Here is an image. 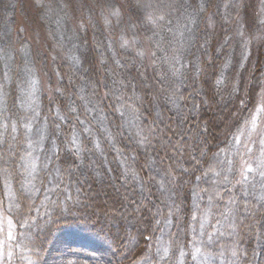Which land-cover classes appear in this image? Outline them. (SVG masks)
<instances>
[{
	"label": "trees",
	"instance_id": "16d2710c",
	"mask_svg": "<svg viewBox=\"0 0 264 264\" xmlns=\"http://www.w3.org/2000/svg\"><path fill=\"white\" fill-rule=\"evenodd\" d=\"M42 2L51 5V8L41 10L37 0H0V49L3 50L0 51V84L3 85L0 94V133L14 144L12 160L16 161L13 165L16 171L9 169L11 175L6 182L4 162L0 160V233L7 234L2 228L9 223V232L16 241H5L2 245L3 250L14 252L8 264H29L30 260H36L30 243L32 233L46 239L38 264H137V253L146 249L150 242L139 234L144 231V224L140 223L142 213H134V206L130 207L124 196L139 198L140 188L134 176L148 180L146 170L142 169V150L136 148L129 133L135 132L132 125L151 122L153 117L148 110H155L157 103L154 95L145 90L156 83L152 61L141 62L136 56L141 45L149 48L147 36L151 33L141 30V25L128 8L127 0H110L113 10H119L120 16L105 12L108 22L99 9L95 13H89L86 8L82 13H74L71 9L60 11L55 0ZM195 3H207V0H195ZM195 3L193 9H189L193 13L191 20L194 23L173 19V24L181 32L186 24L193 30L190 50L188 44L183 46L184 55L199 68L197 75L190 64L192 75L196 76L195 82L185 80L180 91L186 97L184 103L191 107L193 103H200L205 93L217 90L218 104H203L190 113L195 116L190 120V125H203L210 119L220 123L227 118L222 126L212 129L208 137L209 144L215 150L217 145L223 146L226 137L230 139V132L243 138L254 134V126L264 127L257 113L264 90V24H261L264 14L260 12V0H252V6L242 13L245 35L240 37L236 34L235 23H227L224 19L230 12L226 7L230 0H211L207 10L200 14L194 10ZM130 20L136 24L139 42L131 48H121L122 35L130 43L134 39L128 30ZM117 60L125 67H119L115 63ZM163 67L166 69L168 66ZM137 70L148 77L144 84L141 83L143 77L134 80L128 75L129 71L135 75ZM5 72L8 73L6 79L3 75ZM125 77L126 91L118 93L124 96L126 115L122 117L115 111L121 102L107 97L106 93L113 88V80L119 81ZM217 80L222 81L219 86L216 85ZM234 85L238 91H232ZM88 100H91L88 106L94 111L87 119L93 121V116H98L102 124L93 121L90 133L80 131L76 143L82 151L79 157L73 156V159L76 165L83 159L82 168L88 175L80 177L81 183L77 184L74 182L76 177L64 171L65 166L60 159L48 162L45 153L51 155L48 150L52 148L53 140L59 149H64L62 141L72 140L71 124L61 117L71 118L74 124V115L69 112L68 106L72 105L77 112H82V106ZM245 106L247 110H244ZM6 117L9 119L5 120ZM245 120H248L247 125ZM236 121H240L239 132L236 127H229ZM4 123L9 125L7 133L3 132ZM13 123L16 125L14 142L11 141ZM26 124L31 125L30 132L24 127ZM57 124L60 125L59 131ZM29 139L33 141L31 148ZM93 142H99V150L94 148ZM69 147L75 152L73 146ZM7 148V143H0V156L4 159L8 158L5 155ZM59 149L58 155L63 157L64 151ZM87 149L93 151L88 152ZM28 152H31V156H28ZM22 155L27 157L26 161L19 160ZM33 163L35 171L29 175L24 168L31 169ZM45 163L48 164L47 170L44 169ZM234 163L237 168L240 167L238 157ZM49 172L51 175H48ZM61 178L73 199L64 205L65 211L53 223L45 224L33 212L31 215L36 219L37 226L27 234L26 239L25 228L17 223L20 210L28 219V208L35 205L40 208L39 215H42L48 210L43 206L50 208L44 198L45 193ZM192 188L193 185L189 184L179 190L175 199L181 209V222L177 224L173 220V227L167 230L179 233L185 255L180 256V249L168 236L163 237L160 245L161 251L168 247L169 256L172 257L170 264H200L199 258L208 252L223 260V263L229 262L233 241L249 253L251 264H264V248L246 235L225 236L221 245L210 249L193 240L197 234L187 226ZM148 194L144 192V195ZM235 194L239 195V192ZM156 195L152 196V201H156ZM117 201H122L124 206L121 207ZM14 205L13 211H6L13 209ZM204 206L201 203V207ZM149 208L151 212L142 210L143 215L151 216L156 211L151 203ZM197 215L204 223L205 230L211 231V226L215 224L214 216H218V213L213 209L207 216ZM195 227L199 228V225ZM129 235L135 237L130 243ZM156 235L159 236V232ZM197 247L200 253L195 252ZM221 250L224 252L222 258L219 257ZM193 255L197 258L193 259ZM207 262L212 264L210 260Z\"/></svg>",
	"mask_w": 264,
	"mask_h": 264
},
{
	"label": "snow or ice",
	"instance_id": "6c2138e0",
	"mask_svg": "<svg viewBox=\"0 0 264 264\" xmlns=\"http://www.w3.org/2000/svg\"><path fill=\"white\" fill-rule=\"evenodd\" d=\"M55 3L60 11L71 9L74 13L77 11L82 13L85 8L88 9L89 13H95L99 9L106 22L108 20L105 12L108 15L120 16L119 10H113L114 6L110 0H55ZM194 3L195 0H127L128 8L141 25V30L151 33L147 36L149 48H144L141 45V49L136 52V56L141 62L145 60L152 61L153 79L156 83H153L150 89L146 87L145 90L148 94L154 95L157 101L155 110H148L149 115L153 117L151 122L144 121L143 125L139 123L132 125L135 132L129 133L136 148L142 150V169L146 170L148 176L147 181L134 176L140 188L138 199L124 196V200L128 201V205L130 207L134 206L132 207L134 213H142L140 223L144 224V231L139 234L144 237L146 242H150L147 243L146 249H141L137 253L139 257L137 264H170L172 257L169 256L168 247H164L163 251L160 247L164 236H168L172 243L180 249L181 257L185 255L180 245L179 233H172L167 230L173 227V220L177 224L181 222V216L179 215L181 209L175 197L179 194L181 188L189 184H192L193 188L191 190L192 206L188 208L190 220H188L187 226L191 228L193 233L197 234L193 237L194 241L198 240L206 249H209L221 245L225 236L246 235L249 239L254 238L258 246L264 248V127L254 126V134L243 138L237 133L230 132V139L226 137L225 141L222 142L223 146L217 145L214 150L208 142V137L212 134L211 130L222 126L227 118H225V121H220V123L210 119L203 125L199 123L190 125V120L195 119V116H191L190 113L199 109L203 104H218L217 90H212L210 94L205 93L200 103H193L191 107L184 103L186 97L180 91V87L184 86L185 80L192 79L195 82L196 76L192 75L190 64L196 69L197 75L199 68L194 61L187 59L184 55L185 49L183 46L188 44L190 50V37L194 35L193 30L188 28L186 24L184 31L181 32L180 28L173 24V19H185L188 23H194L191 20L193 13L189 11V9H193ZM210 3L211 0H207V3H195L194 10L196 14L206 11ZM37 4L41 10L51 8V5L44 4L42 0H37ZM260 4V12L264 14V0H260ZM251 6L252 0H230V3L226 5L230 12L224 19L227 23H235L236 34L240 37L245 35L241 19L242 13H246ZM261 24H264V20H261ZM135 29L136 24H133L130 20L128 30L132 33L134 39L130 43L122 35L121 48H131L139 42L136 38L137 32ZM178 33L181 37L179 40H177ZM175 44L180 46L174 47ZM200 47H203V45H200ZM0 51L3 50L0 49ZM115 63L119 67H125L119 60ZM164 65L168 67L165 69ZM3 75L6 79L8 73L5 72ZM128 75L132 76L134 80L143 77L142 84L148 79L144 72L138 70L135 75H132L131 71L128 72ZM126 79L127 77L119 81L113 80V88H110L106 93L107 97L121 102L120 107L115 108V111L119 112L122 117L126 115L123 103L124 96L118 93L126 91ZM221 83V80L216 81L217 86ZM2 89L3 85L0 84V94H2ZM232 91H238V88L234 85ZM196 95H199V93H196ZM161 98H163L162 103L159 102ZM80 99L83 100L84 97L81 96ZM90 103L91 100H88L83 104L82 112H77V108L72 105L68 106L69 112L74 115L75 123L73 124L72 119L67 116L61 117V119L67 120L71 124L73 129L72 140L61 142L64 149H59V146L53 140L52 148L48 150L51 155L45 153V160L48 162L53 159H60L65 166L64 171L68 172L69 175H74L76 177L74 182L77 184L81 183L80 177H87L88 175L82 168L83 159H81L79 165H76L73 159V156L79 157L82 151L76 143L79 140L80 131L90 133V126L93 121L102 124V120L98 116H93V121L87 119L88 115L94 111L93 108L88 106ZM149 103H152V101H149ZM240 103L243 104V100ZM260 103L264 104V90L260 95ZM73 104H75V101H73ZM244 110H247V106ZM82 115L84 116L83 119L81 118ZM8 119L5 118V120ZM244 123L247 125L248 120H245ZM24 127L28 128L29 132L31 131L30 124H26ZM229 127H236L239 132L240 121H236ZM8 129V123H4L3 132L7 133ZM56 129L59 131V124L56 125ZM11 133L13 134L11 135V141L14 142L16 139L14 135L16 125L14 123L11 126ZM212 138L216 139L215 136H212ZM41 140H43V136H41ZM0 143L8 144V148L5 150V155L8 158L4 159L3 156H0V160L4 162L3 171L7 182L11 175L9 169L12 168L13 172L16 171L13 168L16 161L12 160L14 144L9 143L3 133H0ZM93 143L94 148L99 150V142ZM28 144L31 148L33 141L29 139ZM69 145L75 148V152L72 151ZM58 149L64 151L63 157L58 155ZM87 151L92 152L93 149H87ZM28 156H31V152H28ZM237 157L240 160L239 168L234 163ZM19 160L26 161L27 157L22 155ZM47 168L48 164L45 163L44 169L47 170ZM77 169H79L78 174ZM24 171L31 175L35 171L34 163L31 169L25 167ZM54 171L58 172L59 169H54ZM48 175H51V172ZM237 175L239 178H237ZM23 187V184H21V190H23ZM152 189H155V191L153 192ZM145 191L149 194L144 195ZM236 191L239 192V195L235 194ZM157 193L159 195H156ZM153 195H156V201H152ZM225 195L227 196L226 199ZM44 198L49 202L50 208L46 205L43 206L48 210L44 211L42 215H39L40 208L35 205L29 206L28 219L24 218L25 214L22 210L19 212L17 223L25 228L26 239L28 238L27 234L32 233L33 227L37 226L36 219L31 215L33 212L37 213L39 219L43 220L45 224L53 223L55 218L65 211L64 205L73 199L68 187L63 184L62 178L47 190ZM117 203L121 207L124 206L122 201H117ZM149 203L156 211L152 212L151 216H145L142 210L151 212ZM201 203L205 205L203 208ZM15 207L14 205L13 209H6V211L11 212ZM165 209L167 210L166 214ZM213 209L215 213H218V216H214L215 224L211 226L212 230L207 231L197 214L207 216ZM195 225H199V228ZM157 232H159V236L156 235ZM32 236L30 243L33 249L32 254L36 256V260H30L29 264H38L40 252L45 247L46 239H40L38 233H32ZM128 239L130 243L135 237L129 235ZM7 241L16 243L14 236L11 234L8 235ZM232 244L231 255L228 257L229 264H251L249 253L239 248L236 241H233ZM153 249L155 250L153 251ZM195 252L200 253V248L197 247ZM13 255L14 252H7L3 250V246H0V264H8ZM202 255L210 261L217 259V257L212 256L211 252ZM223 256L224 252L221 250L219 257L222 258ZM196 258V255H193V259Z\"/></svg>",
	"mask_w": 264,
	"mask_h": 264
},
{
	"label": "rangeland",
	"instance_id": "374dc122",
	"mask_svg": "<svg viewBox=\"0 0 264 264\" xmlns=\"http://www.w3.org/2000/svg\"><path fill=\"white\" fill-rule=\"evenodd\" d=\"M257 113L259 115V119L264 122V104H259V107H258V110H257ZM9 228H11L10 224L8 223L4 228H2L4 231H6V233L9 235L10 232H9ZM5 234V233H0V246H2L3 244H5L4 242L7 241V237L8 235ZM210 249V248H209ZM204 258V255L201 256V258H199V261H201L200 264H209L207 262L208 259H205ZM212 264H229V262H225L223 263V260L221 259H216V260H211Z\"/></svg>",
	"mask_w": 264,
	"mask_h": 264
}]
</instances>
